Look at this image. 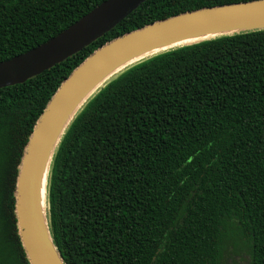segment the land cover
I'll use <instances>...</instances> for the list:
<instances>
[{
	"label": "trees",
	"instance_id": "trees-1",
	"mask_svg": "<svg viewBox=\"0 0 264 264\" xmlns=\"http://www.w3.org/2000/svg\"><path fill=\"white\" fill-rule=\"evenodd\" d=\"M103 1L0 0V63ZM247 1L146 0L74 55L0 88V264H30L15 214L19 166L73 70L155 21ZM46 210L66 264H264V29L160 52L106 80L60 137Z\"/></svg>",
	"mask_w": 264,
	"mask_h": 264
},
{
	"label": "water",
	"instance_id": "water-1",
	"mask_svg": "<svg viewBox=\"0 0 264 264\" xmlns=\"http://www.w3.org/2000/svg\"><path fill=\"white\" fill-rule=\"evenodd\" d=\"M144 1L105 0L59 35L0 63V88L25 82L74 55ZM259 29H264V0L205 7L155 21L117 37L73 70L37 120L19 166L15 214L18 234L30 264H66L53 243L47 223L48 172L61 135L87 99L114 74L149 56ZM129 60L132 61L127 66L111 74ZM46 164L43 204L40 186Z\"/></svg>",
	"mask_w": 264,
	"mask_h": 264
},
{
	"label": "bare ground",
	"instance_id": "bare-ground-1",
	"mask_svg": "<svg viewBox=\"0 0 264 264\" xmlns=\"http://www.w3.org/2000/svg\"><path fill=\"white\" fill-rule=\"evenodd\" d=\"M147 55H149V54H147ZM147 55H145V56H143V57H146ZM138 57H140V56H138ZM138 57H137V58H138ZM138 59H139V58H138ZM131 61H132V60H129V61H127V62L121 64L120 66H118L117 68H115V69L111 72V74H114V73L120 71V70L123 69L125 66H127ZM46 169H47V164H46V166H45V169H44L43 175H42V177H41V186H40L41 201H43V196H44V186H45V179H46ZM43 204H44V201H43Z\"/></svg>",
	"mask_w": 264,
	"mask_h": 264
},
{
	"label": "rangeland",
	"instance_id": "rangeland-1",
	"mask_svg": "<svg viewBox=\"0 0 264 264\" xmlns=\"http://www.w3.org/2000/svg\"><path fill=\"white\" fill-rule=\"evenodd\" d=\"M231 253H226V258L228 259V257L230 256Z\"/></svg>",
	"mask_w": 264,
	"mask_h": 264
},
{
	"label": "snow or ice",
	"instance_id": "snow-or-ice-1",
	"mask_svg": "<svg viewBox=\"0 0 264 264\" xmlns=\"http://www.w3.org/2000/svg\"><path fill=\"white\" fill-rule=\"evenodd\" d=\"M0 136H2V132H0Z\"/></svg>",
	"mask_w": 264,
	"mask_h": 264
},
{
	"label": "flooded vegetation",
	"instance_id": "flooded-vegetation-1",
	"mask_svg": "<svg viewBox=\"0 0 264 264\" xmlns=\"http://www.w3.org/2000/svg\"><path fill=\"white\" fill-rule=\"evenodd\" d=\"M243 258V257H242Z\"/></svg>",
	"mask_w": 264,
	"mask_h": 264
}]
</instances>
